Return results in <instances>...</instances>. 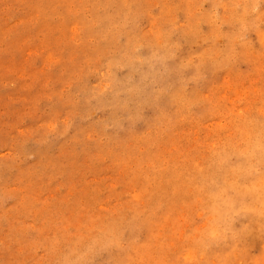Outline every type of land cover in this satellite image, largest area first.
<instances>
[{
    "label": "rangeland",
    "instance_id": "374dc122",
    "mask_svg": "<svg viewBox=\"0 0 264 264\" xmlns=\"http://www.w3.org/2000/svg\"><path fill=\"white\" fill-rule=\"evenodd\" d=\"M0 264H264V0H0Z\"/></svg>",
    "mask_w": 264,
    "mask_h": 264
}]
</instances>
